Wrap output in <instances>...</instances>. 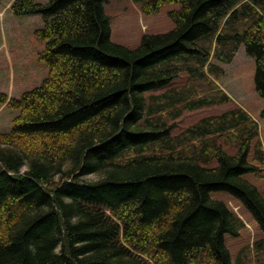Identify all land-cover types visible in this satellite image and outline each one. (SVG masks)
I'll return each mask as SVG.
<instances>
[{"label":"trees","instance_id":"16d2710c","mask_svg":"<svg viewBox=\"0 0 264 264\" xmlns=\"http://www.w3.org/2000/svg\"><path fill=\"white\" fill-rule=\"evenodd\" d=\"M104 2L10 6L42 16L48 74L10 99L0 131V264H233L226 235L245 222L215 190L261 232L235 264H264V189L244 176L263 175L258 120L235 104L174 133L186 112L233 103L220 64L243 44L264 98V0H147L146 13L182 7L136 48L111 39Z\"/></svg>","mask_w":264,"mask_h":264},{"label":"rangeland","instance_id":"374dc122","mask_svg":"<svg viewBox=\"0 0 264 264\" xmlns=\"http://www.w3.org/2000/svg\"><path fill=\"white\" fill-rule=\"evenodd\" d=\"M13 1L0 0V93L6 96L4 102L0 101V131L10 130L13 126V118L19 113V110L8 105L10 99L13 96H20L26 89L39 85L48 74L47 64L38 57V52L45 46V40L36 34V29L44 25L43 18L40 14L16 15L10 8ZM145 1L147 0H105L104 7L110 16L111 39L114 42L129 48H136L144 35L168 32L175 27V22L169 12L180 9L181 3H166L159 12L146 13L142 7ZM220 65L225 69L222 87L233 97V103L218 104L186 112L177 121L174 133L180 132L203 116L221 113L235 104L243 107L246 105L260 121V139L264 145V117L257 113L260 107H264V98L255 89V59L248 54L243 44L234 62ZM226 149L232 154L238 150L233 145L226 146ZM250 157L252 158V153ZM262 173L263 175H258L255 172H249L244 176L263 190L264 170ZM90 178L97 179L98 175H91ZM211 195L213 198L226 201L231 206L232 204L240 205L234 210L237 209L243 217L245 227L238 236H226V244L231 252L232 262L235 264L241 250L245 247L252 249L251 244L261 234L259 226L253 219L251 211L239 198L224 190L212 191ZM253 253V261H255L256 255L254 251Z\"/></svg>","mask_w":264,"mask_h":264},{"label":"crops","instance_id":"0c3cea01","mask_svg":"<svg viewBox=\"0 0 264 264\" xmlns=\"http://www.w3.org/2000/svg\"><path fill=\"white\" fill-rule=\"evenodd\" d=\"M238 53V52H237ZM236 56H237V54H236ZM236 56H235V58H236ZM235 58H234V60H233V62L235 61ZM243 105V104H242ZM244 107L254 116V117H256V115L254 114V112H252V110L250 109V108H248L246 105H244ZM264 107H260L258 110H257V113H260L261 112V110L263 109ZM260 123V122H259ZM263 142H264V140H263Z\"/></svg>","mask_w":264,"mask_h":264}]
</instances>
